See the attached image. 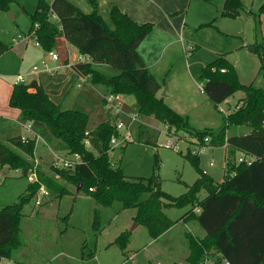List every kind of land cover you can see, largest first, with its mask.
<instances>
[{
	"label": "trees",
	"instance_id": "16d2710c",
	"mask_svg": "<svg viewBox=\"0 0 264 264\" xmlns=\"http://www.w3.org/2000/svg\"><path fill=\"white\" fill-rule=\"evenodd\" d=\"M18 1L0 0V11L8 12ZM90 2L93 11L85 13L70 0H38L37 10L31 16V32L38 25L35 37L40 46L47 52H57L62 63L68 64L66 43H69L89 59L73 65L79 75L89 77L92 85L104 86L109 95L133 96L141 119L137 142L157 146L160 132L142 122V119L152 118L169 131L189 133L201 145L225 147V178L216 182L199 168L196 159L194 164L199 177L180 197L164 192L155 176L130 178L110 157L111 140L120 135L117 116L111 115L89 130L88 113L55 104L36 80L16 83L9 105L20 111L22 124H31L33 135L27 142H22L21 136L9 143L0 140V169L8 166L27 176L35 167L29 157L34 156L37 138L55 151L80 154L83 162L69 169L51 167L49 172L37 169L38 181L31 183L28 193L21 196L19 202L0 210V261L11 259L23 246L20 237L23 207L45 187L50 200L61 201L66 195L85 190L103 206L118 201L124 208H136L135 221L148 228L152 240L159 239L178 222L168 218L164 209L191 204L193 208L179 221L196 220L206 234L200 238L187 233V264H206L211 257L214 264H264V87L242 84L235 67L224 57L217 58L204 68L202 91L216 105L238 91H242L244 97L236 110L225 115L224 125L218 132L196 130L159 95L162 86L139 52L154 25L137 24L115 5L105 19L99 12L97 0ZM243 12L253 15L259 24L264 5L254 12L247 9L244 0H225L223 17L236 19ZM253 48L260 57L259 76L264 78V44H255ZM6 50L8 46L0 45V56ZM97 64L108 65L118 74L107 76L94 68ZM243 124L250 127V133L228 136L229 126ZM236 152L254 161L251 165L231 163ZM202 191L206 192L203 200L199 198ZM146 193H149L148 199L141 201ZM128 240L129 234L122 233L116 242L124 247Z\"/></svg>",
	"mask_w": 264,
	"mask_h": 264
},
{
	"label": "rangeland",
	"instance_id": "374dc122",
	"mask_svg": "<svg viewBox=\"0 0 264 264\" xmlns=\"http://www.w3.org/2000/svg\"><path fill=\"white\" fill-rule=\"evenodd\" d=\"M244 1L247 9L254 12L264 5V0ZM224 3L225 0H213L210 4L191 0L184 12L186 29L183 40L166 47L167 38L150 33L142 44L144 52L149 49L147 53L152 62L159 59L149 70L168 87L170 95L164 98L166 103L199 131L210 129L218 132L224 125L225 115L236 110L244 97V93L238 91L216 105L202 91L204 68L217 58L224 57L235 67L242 84L255 83L264 87V78L259 76V54L250 51L255 44H264V14L259 24L248 12H243L236 19L223 17ZM37 7L38 0H19L11 5L8 12L0 11V45L9 47L0 56V101H5L6 84L14 86L17 74L26 73L31 67L28 58L23 60L22 55L37 49L35 37L25 42V37L31 32V16ZM53 19L57 20L55 16ZM94 68L107 76L118 74L105 64L94 65ZM98 87L103 91L106 89L102 85ZM120 101V119L128 124L132 115L137 114L136 100L133 96H120ZM142 122L160 132L156 147L137 142L140 122H135L128 129L121 130L118 144L110 151L112 163L124 169L128 177L149 179L155 176L164 192L180 197L199 177L194 164L196 159L199 168L216 182L224 180L225 147L201 145L189 133L169 131L152 118L142 119ZM96 123L95 118L91 120L89 130ZM11 124L0 118V133L4 128L12 130ZM20 128L23 134L30 135L23 126ZM248 133L250 127L245 124L231 125L227 129L229 137ZM129 135L132 142L124 147L123 140ZM12 136L11 133L10 137H1V141L9 143ZM168 140L176 141L180 150L166 147ZM50 147L42 139L37 140L34 156L29 159L39 170L49 172L53 165L54 156L58 153ZM87 147L91 148L89 144ZM244 156L236 152L230 161L239 164V158ZM30 185L28 177L22 173H16L8 166L1 168L0 210L19 202L20 197L28 193ZM148 197L149 193L144 194L141 201ZM205 197L206 192L202 191L199 198L203 200ZM37 198L38 193L23 207L24 217L20 225L23 246L13 253L11 259H3L2 264H48L60 252L67 255L68 264H186L189 254L187 233L199 237L206 234L196 220L179 221L193 208L191 204L164 209L168 218L178 222L155 243L144 224L135 227L137 209L124 208L121 202L103 206L85 190L66 195L61 201L45 198L41 206L36 205ZM122 233L129 234L124 247L116 242ZM90 254L94 257L90 258ZM213 260L209 258L206 264H214ZM59 261H52V264Z\"/></svg>",
	"mask_w": 264,
	"mask_h": 264
},
{
	"label": "crops",
	"instance_id": "0c3cea01",
	"mask_svg": "<svg viewBox=\"0 0 264 264\" xmlns=\"http://www.w3.org/2000/svg\"><path fill=\"white\" fill-rule=\"evenodd\" d=\"M70 1L75 3L86 13H91L93 11V6L90 0ZM97 3L99 6V12L105 19H107L109 16L111 6L115 5L122 13L128 15L137 24H153L154 29L151 34H156L159 37L167 38L165 46L168 47L169 45L183 40L182 35L186 29L185 13L186 8L191 3V0H97ZM148 36L141 43L139 52L147 67L150 68V66L156 65L159 59L155 61L153 60L154 62H152V58H149L150 55L147 53L149 49L147 52L143 51L142 44L146 42ZM28 41L29 39H25V42ZM35 46L37 49L31 53H24V55H22L23 60L28 58V61L31 65L30 69L26 73L17 74V76L29 74L30 70L34 66L40 65L42 61L48 62L50 68L52 69L57 68L61 64L60 68L56 69L55 74H51L48 71H42L35 76L28 77V81H38L44 87L50 99L55 104H62L64 107H66V109L82 110L89 114L90 121L95 118L97 123L91 127L92 129L96 128L99 124L110 118L112 113L106 106L105 102V98L108 95L107 90L105 89L103 91L98 87V85H92L89 81V77L81 76L73 69V65L79 62V57L82 55L74 46L66 43V47L68 48L69 52L68 64H63L61 59V63L57 64L52 60V58L49 57L48 52L45 51L41 46L37 45L36 42ZM147 55L149 56L147 57ZM15 84L16 83L14 82V85ZM160 84L162 88L159 92V95L161 96V92L163 91L165 84ZM6 86L7 92L4 94L5 101H0V118L11 122L12 130L8 131L6 128L2 129V132L0 133V140L1 137H10L11 133L13 135L11 139L24 135L23 130L20 128V126H22L20 122V111L18 109L11 108L9 105L10 96L14 86L8 84H6ZM164 100L166 102V99ZM97 101L98 103H96ZM86 103L89 104L87 105ZM16 128H18V130H15ZM42 141L47 144L44 140ZM52 151L60 155H66L65 152H58L54 149ZM168 232H166L159 239L154 240V242L156 243ZM204 237V235L200 236V238ZM156 253H154L155 256ZM88 256L92 258L94 257V254H90ZM82 259H84L83 256ZM59 260L62 261L60 262ZM52 261H59L58 264H68L70 262L67 255L61 252ZM52 261H50L48 264H52ZM158 264H160V262Z\"/></svg>",
	"mask_w": 264,
	"mask_h": 264
},
{
	"label": "built area",
	"instance_id": "2783aa9c",
	"mask_svg": "<svg viewBox=\"0 0 264 264\" xmlns=\"http://www.w3.org/2000/svg\"><path fill=\"white\" fill-rule=\"evenodd\" d=\"M37 26H35V27L37 28ZM36 28L32 32H30V34L27 37H25V39H30V38L35 37ZM19 38H21V36H19ZM35 40H36L37 45L40 46V43L37 41L36 37H35ZM48 55L57 64L61 63L60 62V57L57 54V52L50 51V52H48ZM88 61H89L88 57H86L84 55H81L79 57V62H88ZM60 65L57 68H60ZM57 68H53L52 69V68H50L48 62L42 61L40 65L34 66L30 70L29 74H27V75H18L16 83H27V82H29L28 81V77L35 76V75L41 73L42 71H48L51 74H55ZM105 102H106V106L110 109L112 115L118 117V121H117L116 127H117V130L119 132H121V130H123L124 128L128 129L135 122H140L141 123V119L138 116V114L132 115L131 120H130V122L128 124H125L120 119V116L122 114V102L120 101V96L109 95L108 94L106 96V98H105ZM22 126L25 129H27V131H29V133H30V135H25L24 134V135L21 136L22 142H27L28 139L30 138V136L33 135L32 126H31V124H22ZM119 136H114L112 138V140H111L112 150H113V146H116L118 144V137ZM38 139H40V138H37V140ZM131 139H132V136L129 135L123 140V143L125 145H127L128 143L132 142V141H130ZM175 139L176 140H181V139H178V138H175ZM166 147H168L170 149H174L175 151H179L180 150V148L177 145L176 141H173V140H168L167 143H166ZM253 161H254V158H252V157L248 158V156H244V157H240L239 158V162L240 163H246L248 165H251ZM82 162H83V158L78 153L69 154V155L68 154H66V155L55 154L52 167L69 169V168L75 167L76 165H79ZM37 169L38 168L35 166L33 170L29 171L27 177H28L30 183H34V182L38 181V176H37V172H36ZM15 171H16V173H22L21 170H15ZM45 198H49V192L46 190L45 187H41V189L38 192V198L36 200V205L41 206L43 204V199H45ZM0 264H2V260L0 261ZM226 264H230V263H226Z\"/></svg>",
	"mask_w": 264,
	"mask_h": 264
},
{
	"label": "water",
	"instance_id": "95a60500",
	"mask_svg": "<svg viewBox=\"0 0 264 264\" xmlns=\"http://www.w3.org/2000/svg\"><path fill=\"white\" fill-rule=\"evenodd\" d=\"M10 15H11V14H10ZM11 16H12V15H11ZM250 51L255 53V52H256V49H255V48H251ZM163 90H164L163 93H162V97H163V98H165V97H167V96L170 95L167 86H165ZM80 187H81V185L78 187V191H80ZM137 226H138V224L135 225V227H137Z\"/></svg>",
	"mask_w": 264,
	"mask_h": 264
}]
</instances>
